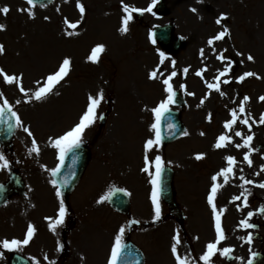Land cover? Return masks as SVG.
I'll use <instances>...</instances> for the list:
<instances>
[{
  "label": "rangeland",
  "instance_id": "rangeland-1",
  "mask_svg": "<svg viewBox=\"0 0 264 264\" xmlns=\"http://www.w3.org/2000/svg\"><path fill=\"white\" fill-rule=\"evenodd\" d=\"M162 1L166 8L164 16L157 17L155 14L160 2L157 0L151 13L145 12L137 19L133 17L129 31L121 34L119 29L125 15L121 0H81L86 7L83 18L76 7V0H53L44 7L37 4L35 8L27 5L26 0H0V7L10 8L7 15L0 13V24L6 25V30L0 31V43L6 49L0 55V68L9 74L22 73V83L27 91H35L36 82H42L64 57L72 60L69 76L41 101L33 99L28 102V98L15 85L9 86L0 78V92L4 93L0 104L4 98L9 101L23 125L30 128L40 148L38 155L29 153L33 137H29L23 127L19 126L10 152L0 147V153L20 170L25 184L23 195L12 196L0 208V264H7L12 252L24 253L33 261L41 259L44 264H106L108 251L118 229L124 226L127 231L126 219L111 210L109 214V207L104 208L102 203H98L114 185L129 193L133 205L131 215L142 222H150L148 226H141L130 234L131 238L143 243L146 264H176L172 253H168V225L161 232L160 238L157 235L154 238V211L151 203L147 202L148 190L152 186L151 177L141 170L144 167V143L155 137V133L150 130V109L167 95L161 80L173 70L172 60L176 61L177 72L171 81L173 89L186 86V89L181 88L187 100L182 109V118L189 134L182 135L164 148L156 146L149 157L154 159L159 155L165 164L174 168L176 192L184 203L191 206L190 217L195 226L191 233L196 234L199 242L189 240L182 245L180 240L178 253L188 256L189 260L200 255L195 251L201 249V241L205 242L212 235L209 220L212 213L207 203L210 192L208 174L213 169L211 156L212 159L216 156L212 142L223 132V122H218L217 115L221 113L222 121L227 120V108L231 107L232 101L223 102L218 96H211L198 108L204 96L202 78L197 77L193 71L184 74L183 69L203 68L201 62L205 64L206 53L201 57L200 49L203 48L198 46H208V38L222 30L215 20L221 13H226L229 18L223 24L229 28L231 35L215 42L213 46L224 47L216 48L212 53L219 54L227 49L224 53L227 56L235 50L233 48L243 53L237 56L239 62L243 60L239 70H246L247 67V70L256 72L261 78H246L238 84V96L245 91L249 92L256 106L261 109L264 106V102L262 105L259 100L264 95V0H203V3H197V0ZM151 2L123 0L124 4L141 9L148 7ZM193 7L197 13L190 11ZM20 8H31L35 18L31 19L26 12L18 11ZM45 16L49 19L45 20ZM65 18L70 23L79 21L77 29L73 30L77 34L70 37L65 34L71 30L64 23ZM166 22L172 23L174 34L185 40V47L172 55L156 42L153 43L150 37L154 26ZM97 44H104L105 51L100 55L98 63H92L87 57ZM160 51L168 57L163 65L159 64ZM248 54L254 57V61L246 59ZM246 61L250 63L245 65ZM157 66L164 72V76L149 80L148 73ZM206 68L210 70L207 65ZM89 89L93 95L100 89L104 90V100L97 115L105 109H109V115L106 124L99 129L96 128L99 126L97 119L85 130L83 139L90 140L92 137L91 141H95L91 165L68 204L64 201L65 207L69 205L77 216L78 230L71 232V226L77 223L75 217L69 216L72 209H67L64 224L57 226L54 232L49 228L46 216L51 217L54 206H59L60 198L55 195L56 190L49 180L51 169L58 162V150L50 147L49 138L58 137L76 123L85 109ZM187 92L195 95L189 96ZM115 111L119 113V118L114 117ZM208 113H212L211 122L207 119ZM255 124H252L251 129L254 134L252 142L257 141L253 129ZM201 132L205 135L201 136ZM216 150L218 154L221 152ZM206 152L209 156H205L202 161L195 159L196 154ZM204 161L210 163L209 168L202 165ZM6 170H0V181L6 179ZM151 171L154 172V166ZM256 178L260 180L263 177L259 174ZM236 191L230 184L222 197L217 194L215 201L218 210H225L221 223L227 240L237 239L232 235L233 223L237 225L240 220L247 218L241 201H233L232 193ZM251 197L254 195L251 194ZM237 205L240 206L239 210ZM201 215L203 218L200 220ZM30 223L35 232L27 245L21 244L13 249L3 247L4 240L23 241ZM149 226L151 229H148ZM166 239L163 245L162 240ZM214 259L219 260L217 264H228L224 256H214L212 261Z\"/></svg>",
  "mask_w": 264,
  "mask_h": 264
},
{
  "label": "snow or ice",
  "instance_id": "snow-or-ice-1",
  "mask_svg": "<svg viewBox=\"0 0 264 264\" xmlns=\"http://www.w3.org/2000/svg\"><path fill=\"white\" fill-rule=\"evenodd\" d=\"M27 5L31 6V8L36 7V0H26ZM157 0H152V2L148 5L146 8H136L131 7L128 4H124L123 0H121L123 12L125 15L122 18V26L120 27L119 31L121 34L127 33L129 31V23L133 19V13L139 12L141 14L148 12L151 13L153 11V7L156 5ZM197 3H203V0H197ZM45 5H41V7H44ZM76 7L79 10L81 18L84 17L86 12L85 5L81 2V0H76ZM31 8H20L18 11L20 12H26L29 18L34 19L35 13L31 10ZM59 11V9H57ZM191 12L197 13V9L195 7L190 9ZM10 12V8L8 6L0 7V13L7 15ZM154 14V13H153ZM229 17L226 13H221L219 17L215 20V23L219 26H221V31H219L217 34L211 36L207 40V45L209 47H212L215 42L222 41L225 37H229L231 35L229 28L223 24V21L227 20ZM45 20H48L49 17L45 16ZM64 23L68 25V29L65 32L67 36H73L75 33L73 30L77 29L79 21L76 23H70L67 18H65ZM6 30L5 24H0V31ZM153 34L150 33V37H152ZM152 42L155 43V39H152ZM5 45L0 43V55H3L5 53ZM105 51V45L104 44H97L95 45L91 51L90 55L87 57L89 61L92 63H98L100 55ZM213 51L215 52V49L213 48ZM227 49H224L221 51L217 56L216 59L221 61L222 64H224L223 70H217V74L214 77V82H206L207 89L214 90L216 93H219L221 97L225 96L226 93L221 90V85H228L232 82L231 77H229V74L232 71L233 68V62L230 58L225 56V52ZM205 54L204 49H200V55L203 57ZM237 56H242L243 53L237 52ZM168 57L165 55L163 51L159 52V64L163 65L165 60H167ZM246 59L248 61H254V57L251 54H248ZM240 63H243V60L240 61ZM175 65L176 61H171L172 71L170 74L166 76V78H163L161 80V83L163 85V91L167 93L166 97L161 99L158 106L153 107L151 109V112L155 116V123H152L150 125V130L155 133L154 138H149L144 143V167L141 169L143 172L147 173L151 177V184H152V192H151V203L153 206L154 211V219L160 220L161 218V205H160V183H161V176L162 172L164 170V161L161 156L156 155L154 159H150L149 153L156 147L161 144V133H160V121L161 117L169 112V106L172 105L175 102V96L176 92L173 89V84L171 81L174 77L177 76V72L175 71ZM71 66H72V60L68 57H64L62 61L58 64L57 68L52 71L50 74H47L44 78V80L37 81L36 82V89L35 91L29 92L25 89L23 86L22 80H23V74H9L5 72L3 68H0V78H2L3 83L13 86L15 85L20 93H23L24 96L28 98V102H31L33 99L36 101H41L45 99L48 95L52 94L56 86H58L62 81L65 80L66 77L69 76L71 72ZM189 71L188 68L183 69V73L187 74ZM207 71V68H201L200 70L196 71L195 75L197 77L203 78L204 73ZM158 76L163 77L164 72L161 70L159 66L154 68L152 71L148 73V79L149 80H157ZM254 77L256 79H260L261 77L253 71H246L243 74H241L238 77H235L237 83H243L246 78ZM181 88H185V85H181ZM58 94V93H57ZM210 94V93H209ZM187 95L194 96L195 93L193 92H187ZM4 97V93L0 92V98ZM208 99V95H205L203 98L200 99L199 104L197 107L199 108L205 103V100ZM104 100V90L100 89L95 95L88 94L86 98V106L83 110L82 114L78 118V122H76L71 128L66 130L63 134L59 135L55 138H49L50 140V147H52L55 150H58V160L59 163L55 168L51 169V173L53 176H56L57 173L60 172L61 167L64 164L66 156L73 152L75 149H78L80 145L83 143V134L86 129L91 127L95 121L98 119L97 110L99 109L102 101ZM250 97L245 95L243 99L240 101L238 110L233 108L230 110V116L231 118L224 122L223 128L227 130L225 133L220 134L213 147L215 149H224L227 148L228 145L234 144V146L237 149H247L243 156L244 162L248 164L249 167L252 166V159L251 153L254 151L252 148V141L254 139V134L244 135L241 131H235L234 126L239 121L240 124H243L247 126L248 131L251 133L252 124L256 123L257 121L253 120L252 123H249L250 117L245 116L243 119H240L238 116V112L240 114L245 113V105L249 102ZM259 100L261 102H264V95L259 97ZM17 104L20 103L19 100L16 101ZM5 109L11 114V117H15V124L16 126L23 127V130L28 134L29 137H33L31 141V148L29 149V153H35L39 154L40 148L38 146V143L36 139L33 136V133L31 132L29 127H25L23 125V122L21 121L20 117L17 115L16 112L12 110V105L9 103V101L4 98L3 103L0 104V118L3 117ZM207 119L209 122L212 120V113H208ZM259 124L264 125V113H262L258 120ZM174 125L169 124V128H173ZM228 133H231L229 135ZM189 133L187 131L183 132L184 136H187ZM201 136L205 135V133L201 132ZM233 136L240 137L242 139V143H234ZM205 158L204 153H198L195 155V159L197 161L203 160ZM224 159L227 162V166L221 168L215 175L211 177V188L210 192L207 195V203L211 208V213L214 219V230H215V238L213 241H210L206 244V250L203 252V254L199 257V260L203 261V264H212V258L219 253L221 256L228 257L229 254L233 251L231 247H224L220 248L218 247L222 241L226 240V235L224 232V229L222 227L221 223V216L223 209L218 210L216 205V197L218 190L220 189L221 185L218 184L216 181L219 178H223V183L227 184L229 182V178L234 174V168L237 164L236 158L234 156H226ZM73 161L75 162V156H73ZM154 166V172L151 171V169ZM9 167V160L4 156L3 153H0V170L7 169ZM242 171V169H241ZM261 172H264V165L261 166L260 169ZM260 173H256V175H259ZM239 179L243 180L244 184H253L254 182L252 180L245 179L243 176L239 177ZM53 187L56 189L55 195L60 198L59 199V208H58V214L57 217L53 220L51 217H46L47 220H49V228L52 231H56L57 226L63 225L65 222L66 217V207L64 200L62 198V192L57 185L56 180L51 181ZM64 183L67 184V179L64 180ZM259 188L264 189V183H260L257 185ZM123 189H110L107 195H104L101 197L100 201L98 203H102L103 201H106L110 199L116 192H123ZM129 194V193H125ZM251 193L245 189L240 193V195L234 196L233 201H239L241 200V197H243V206H248V196ZM238 210L240 209V206L237 205ZM259 213L264 214V205L260 206L258 209ZM255 213L249 211L247 213V218L240 220L239 227L243 229H251L256 227V225L250 223V219L253 217ZM131 223H139V221H132ZM125 227L121 226L114 237V243L112 244L110 256L107 260V264H118V261L121 258L122 250L125 247L124 244V235H125ZM35 232L34 226L30 223L27 227V234L26 238L21 240L13 239L11 241L4 240L2 242V245L5 249H13L18 248L21 244L27 245L29 241L32 239L33 234ZM198 239V238H197ZM243 239V237H241ZM252 235L251 233L247 236V243H252ZM180 244V237L179 234L175 235L173 237V243L171 244V253L175 258L176 264H191L188 256H181L178 253V245ZM62 247V246H61ZM59 250V249H58ZM255 254H253L254 256ZM44 259H48L47 256L44 257ZM39 264V262H37ZM248 264H252V260L250 259L248 261Z\"/></svg>",
  "mask_w": 264,
  "mask_h": 264
},
{
  "label": "water",
  "instance_id": "water-1",
  "mask_svg": "<svg viewBox=\"0 0 264 264\" xmlns=\"http://www.w3.org/2000/svg\"><path fill=\"white\" fill-rule=\"evenodd\" d=\"M51 0H36L37 3H47ZM161 12L163 10H160ZM172 27L170 25L159 27L156 32V37L161 44H170ZM174 46H179V41H173ZM169 124L174 125L173 128H169ZM14 130V124L11 120L10 114L5 109L4 115L0 118V141L6 143L12 136ZM183 130V125L179 120L178 113L176 111L167 112L162 116L160 133L162 140L165 142L174 139ZM73 156H75V162L73 161ZM88 160V152L84 147L75 149L73 152L66 156L65 164L62 166L59 173L56 175V180L59 187L65 195H67L75 183L77 182L81 172L83 171ZM73 172V173H71ZM67 179V184L64 180ZM16 188L20 189L22 187L19 181L15 182ZM161 196L163 197L169 205H171V170L165 168L161 176ZM9 192H2L0 190V203L8 196ZM110 203L121 211H127L128 202L125 194L123 192H116L111 198ZM137 252V253H136ZM139 254V255H138ZM140 256V252L137 251L130 243H126L124 250L121 253V258L118 264H142L143 260ZM13 264H28V262L19 257L14 256Z\"/></svg>",
  "mask_w": 264,
  "mask_h": 264
},
{
  "label": "flooded vegetation",
  "instance_id": "flooded-vegetation-1",
  "mask_svg": "<svg viewBox=\"0 0 264 264\" xmlns=\"http://www.w3.org/2000/svg\"><path fill=\"white\" fill-rule=\"evenodd\" d=\"M254 166L251 167H247L245 168V172H244V177H247V175L249 173H256L258 170L261 169V166L264 165V157H261V160H258L256 162H254ZM262 183H263V179H262ZM260 229H263L264 226L263 225H259ZM237 250L238 251H243L244 248H248L250 252H253L254 250L261 252L264 254V236L261 238L258 246H254L252 243H244L242 245H237Z\"/></svg>",
  "mask_w": 264,
  "mask_h": 264
},
{
  "label": "bare ground",
  "instance_id": "bare-ground-1",
  "mask_svg": "<svg viewBox=\"0 0 264 264\" xmlns=\"http://www.w3.org/2000/svg\"><path fill=\"white\" fill-rule=\"evenodd\" d=\"M209 63H210L211 66H214V65H215V63L212 62V61H210ZM234 139H235V140H234V143H235V142H236V138L234 137Z\"/></svg>",
  "mask_w": 264,
  "mask_h": 264
}]
</instances>
